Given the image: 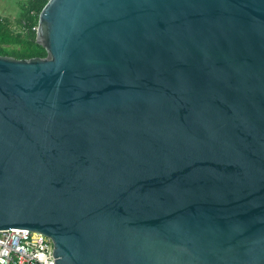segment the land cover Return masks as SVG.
Returning <instances> with one entry per match:
<instances>
[{"label": "water", "instance_id": "1", "mask_svg": "<svg viewBox=\"0 0 264 264\" xmlns=\"http://www.w3.org/2000/svg\"><path fill=\"white\" fill-rule=\"evenodd\" d=\"M0 54V232L52 264H264V0H46Z\"/></svg>", "mask_w": 264, "mask_h": 264}, {"label": "trees", "instance_id": "2", "mask_svg": "<svg viewBox=\"0 0 264 264\" xmlns=\"http://www.w3.org/2000/svg\"><path fill=\"white\" fill-rule=\"evenodd\" d=\"M46 0L19 2L18 14L12 19L0 15V54L18 58L44 56V48L34 41L37 14Z\"/></svg>", "mask_w": 264, "mask_h": 264}, {"label": "built area", "instance_id": "3", "mask_svg": "<svg viewBox=\"0 0 264 264\" xmlns=\"http://www.w3.org/2000/svg\"><path fill=\"white\" fill-rule=\"evenodd\" d=\"M52 242L40 232L9 228L0 232V264H52Z\"/></svg>", "mask_w": 264, "mask_h": 264}, {"label": "rangeland", "instance_id": "4", "mask_svg": "<svg viewBox=\"0 0 264 264\" xmlns=\"http://www.w3.org/2000/svg\"><path fill=\"white\" fill-rule=\"evenodd\" d=\"M4 1L9 4V7L5 10L0 9V15L7 19L12 20L17 15L18 12L17 4L19 2H22L23 0H4Z\"/></svg>", "mask_w": 264, "mask_h": 264}, {"label": "crops", "instance_id": "5", "mask_svg": "<svg viewBox=\"0 0 264 264\" xmlns=\"http://www.w3.org/2000/svg\"><path fill=\"white\" fill-rule=\"evenodd\" d=\"M9 7V4L7 3V2H5L4 0H0V9H3V10H5V9H7ZM17 7H18V5H17ZM18 10V9H17ZM17 14H18V12H17Z\"/></svg>", "mask_w": 264, "mask_h": 264}]
</instances>
